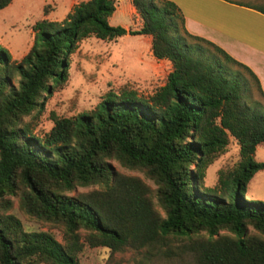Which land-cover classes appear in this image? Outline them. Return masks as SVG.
I'll list each match as a JSON object with an SVG mask.
<instances>
[{"label": "trees", "instance_id": "obj_1", "mask_svg": "<svg viewBox=\"0 0 264 264\" xmlns=\"http://www.w3.org/2000/svg\"><path fill=\"white\" fill-rule=\"evenodd\" d=\"M10 0H0V9ZM140 26L110 25L115 0H83L61 20L31 25L26 53L10 59L0 45V264H78L84 245L110 252L159 247L183 240L191 264H264V201L245 187L263 161L264 114L245 103L254 73L208 39L188 32L170 0H130ZM264 14V6H249ZM147 34L156 59L170 62L163 84L149 95L122 86L105 91L89 110L49 112L41 136L31 123L67 78L69 54L94 36L111 40ZM29 118V120H25ZM238 159L217 169L212 189L204 170L226 150ZM141 173L113 169L110 161ZM57 227L24 230L10 212ZM161 212V213H160ZM168 253V251H167Z\"/></svg>", "mask_w": 264, "mask_h": 264}, {"label": "rangeland", "instance_id": "obj_2", "mask_svg": "<svg viewBox=\"0 0 264 264\" xmlns=\"http://www.w3.org/2000/svg\"><path fill=\"white\" fill-rule=\"evenodd\" d=\"M20 1L14 0L11 6L0 9V38L4 43L8 42L13 46H25L29 40L28 22L18 12ZM239 2L238 4H244L247 7L264 6V0H240ZM121 3L122 0H115L118 7ZM174 4L182 16L184 12L203 16L210 12L216 13V9L211 7L209 0H178ZM121 19L126 26L133 27L131 22L128 23L126 16L121 15ZM239 19L246 24L244 28L250 33L254 31L264 35V21H257L248 14L241 15ZM199 30L201 36L222 40L217 35L212 20L202 22ZM145 48L146 45L138 36L130 34L117 36L111 40H101L94 36L79 40L75 50L69 54L66 81L46 97L42 112L31 123V131L41 136L52 124L49 119L50 111L58 116H72L79 111L89 110L109 89L117 90L125 86L139 95H149L164 82L170 69H163L158 62H147ZM232 69L238 70L242 77L247 79V89L244 92L245 103L253 110L264 114V96L258 92L255 83L241 67L232 66ZM237 151L238 145L230 136L226 150L204 170L203 186L205 188L214 187L217 169L231 166L237 161ZM253 158L264 162L263 144L259 143L255 146ZM110 163L113 169L135 175L150 189L154 188V184L141 173L121 167L113 160ZM244 197L264 201V169L255 171L248 180ZM10 212L20 220L24 230H45L51 233L56 240L61 241V231L57 227L28 218L17 209L15 204ZM182 241L179 238L169 237L166 244L159 247L140 249L125 247L115 252H110L101 246L84 245L78 253V264H191L188 257L179 252V245Z\"/></svg>", "mask_w": 264, "mask_h": 264}, {"label": "crops", "instance_id": "obj_3", "mask_svg": "<svg viewBox=\"0 0 264 264\" xmlns=\"http://www.w3.org/2000/svg\"><path fill=\"white\" fill-rule=\"evenodd\" d=\"M78 1L83 0H21L20 3H18V12H20V15H22L24 20L28 22L27 34L29 36V40L25 46H13L8 42L4 43L0 38V45L7 50L10 55V59L14 61L19 60L26 53L31 44V25L33 22L39 19L56 21L61 20L71 9L72 5ZM170 1L177 3L178 0ZM239 1L240 0H209L212 5L211 7L216 9V13L210 12L206 16H203L194 13L192 14L190 12H184V27L188 32L201 36L202 34L199 27L202 25V22L212 20L218 33L217 35L221 37L222 40H216L210 37V39H208L204 36L201 37L215 43L232 58L246 65L255 74L259 82L260 89L264 93V35L254 31L250 33L246 28H244L246 24L239 19L241 15L248 14L254 17L257 21H264V14L245 6L244 4H238ZM13 3L14 0H10V2L1 9L9 7ZM121 15L126 16L128 18V23L131 22L133 27L129 28V26H126L121 19ZM107 20L110 25H119L125 29L133 30L140 26L139 17L134 11L130 0H122L120 7L115 4V9ZM131 35L138 36L146 45L145 56L147 58V62H158L163 66V69H170V62L168 60L156 59L151 54L149 35ZM78 43L79 41L77 44ZM161 84H163V82Z\"/></svg>", "mask_w": 264, "mask_h": 264}]
</instances>
